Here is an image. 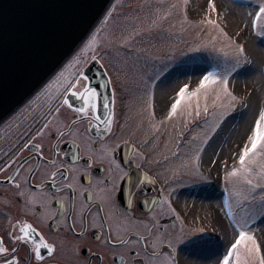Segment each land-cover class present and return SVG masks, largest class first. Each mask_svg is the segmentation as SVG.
<instances>
[{"label": "flooded vegetation", "instance_id": "af4514ba", "mask_svg": "<svg viewBox=\"0 0 264 264\" xmlns=\"http://www.w3.org/2000/svg\"><path fill=\"white\" fill-rule=\"evenodd\" d=\"M74 53L0 122V232L20 220L31 224L56 247L52 257L41 249L43 264H165L170 241L175 245L182 230L202 228L197 208L203 200L191 193L189 170L174 167L181 153L155 140L158 120L132 118L143 112L136 107L141 98L159 96V81L167 92L175 79L146 65L115 78L107 52ZM81 72L90 86L111 80L97 89L102 118L103 97L116 89L110 132L62 102L67 97L73 109L82 106L71 96L75 89L66 91ZM123 172L133 181L147 175L148 182L139 190L121 179ZM176 247L179 264L207 258Z\"/></svg>", "mask_w": 264, "mask_h": 264}, {"label": "rangeland", "instance_id": "374dc122", "mask_svg": "<svg viewBox=\"0 0 264 264\" xmlns=\"http://www.w3.org/2000/svg\"><path fill=\"white\" fill-rule=\"evenodd\" d=\"M213 2L217 11L209 14L202 9L204 0H190L185 17L184 0H114L76 52H107V68L115 78L143 65L164 68L165 75L170 73L174 85L165 92L166 82L159 81V96L150 102L146 95L141 98L136 107L138 113L141 108L143 112L132 119L158 120L155 140L158 138L165 151L175 147L181 153L172 161L176 169L189 163L200 148L204 149L200 153V175H193L190 170L188 173L192 195L206 199L197 208L202 228L210 235L226 237L220 245L223 252L227 241L233 238L232 221L224 206L227 200L237 220L248 221L249 235L262 245L260 255L264 256V216L259 214L264 191L253 187L264 185V148L258 147L255 153H250L244 166L239 163L243 146L250 147L248 137L255 129L259 112L264 110V38L255 36L247 27L246 15L257 10L259 0ZM208 19L219 27L208 24ZM220 29L227 32V38ZM235 44L245 47L243 67L229 78V91L236 100L225 96L219 85L199 89L202 73L222 71L233 62L218 56L213 49H224L229 57H235ZM196 48L200 51H194ZM245 60L250 63L245 64ZM184 83L189 84L188 94L173 115L165 103L179 99L178 87ZM209 136L211 140L205 143ZM209 160H223L226 164L212 166ZM232 170L237 171L234 177L227 175ZM241 253L242 259L247 256L244 249ZM247 258L252 264L254 257ZM211 261L214 264V256Z\"/></svg>", "mask_w": 264, "mask_h": 264}, {"label": "snow or ice", "instance_id": "6c2138e0", "mask_svg": "<svg viewBox=\"0 0 264 264\" xmlns=\"http://www.w3.org/2000/svg\"><path fill=\"white\" fill-rule=\"evenodd\" d=\"M190 0H184L185 5V17L188 15V6ZM202 9L205 12L211 14L212 12L217 11V5L213 0H204V5ZM248 24L247 27L252 31L255 36L264 38V0H259L257 10L247 12ZM208 24L213 25L214 27H219V25L208 19L206 21ZM221 35L228 37L227 32L223 29H220ZM127 42V41H126ZM214 43V42H213ZM236 56L229 57V53L224 49L213 50L224 58L232 59V64L230 67H224L222 71H207V74L202 73V79L198 80L199 89H207L209 85H219L220 91L232 101L236 100V96L229 91L230 77L236 71H238L243 64H241V58L245 52V47L242 44H235ZM194 51H200L199 48L194 49ZM95 59V57H93ZM245 64L250 63V61L245 60ZM219 67V65H217ZM80 79L75 80L72 84L68 86L67 90L75 89L71 91V96L77 100L82 101V106L79 108L73 109L67 99V97H62V102L64 105H67L69 109H72L77 115L81 116L83 119H88L91 124L93 120L98 121L104 125L103 131H111L114 123L115 113L112 106L116 102V89L113 88L111 97H103V108L105 110V116L102 118L98 113L100 106V97L101 93L98 92V88H106L111 84V80L106 81L103 84H98L96 86H90L87 81L88 77L84 73H79ZM175 91V90H174ZM189 84L184 83L182 87H178L177 95L179 99H176L175 102L167 101L165 103V108L167 109L170 106L171 114L175 115L177 108L181 100L188 94ZM192 95H196V92H192ZM146 103H149L146 101ZM207 110V109H205ZM199 115V112H197ZM76 121L73 120L72 124L69 127H74ZM47 127V126H46ZM219 127V125H217ZM65 133L61 132L59 138H63ZM211 136L205 140L207 143L211 140ZM250 141V147L248 144L243 146L242 153L239 156V163L241 166H244L246 158L249 157L250 153H255L258 147L264 148V110L259 112V118L255 121V129L251 136L248 137ZM38 147V146H37ZM105 151H108L106 148ZM111 151L114 152L115 148H111ZM204 151L203 148H200L198 152L191 158L189 163H185L182 166L185 169L192 171L193 175H200L199 169L201 167V155ZM175 155V153H174ZM209 165L215 166L220 163L226 164V161L223 160H209ZM119 167V165H116ZM228 176H236L237 171L232 170L227 173ZM122 180L128 182L129 184H134L135 187L139 190H142L143 186L148 182L147 175H142L137 177L133 181L132 177L128 172H123L121 177ZM246 183L251 185V180H246ZM19 188V185H16ZM253 187H260L264 191V185H256ZM114 191V189H113ZM23 196L24 193H21ZM106 196L111 200L112 193L106 192ZM224 206L227 207V216L232 221L233 228V238L228 240L224 246V251H220L221 241L225 240L226 237H216L215 235H210L205 232L203 228L192 229L185 233L183 230L181 235L175 238V245L170 241L167 245L168 251L165 264H179V261L176 259L174 253L177 251L178 245L186 246L188 252H190L195 257L207 256L206 259H194L189 262V264H212L211 258L214 256V264H249L247 257H254L252 264H264V256L260 255L262 245L257 243L256 238L253 235H249V225L246 219L237 220L235 217L232 207L228 204V201H224ZM260 215L264 216V195L260 197ZM36 230L32 227L31 224L20 220L16 223L11 224L10 229H5L0 232V264H33V261L36 264H43L44 256L41 253V249H45L49 257H52L56 252V247L54 244L47 242L43 236H40L39 233H36ZM123 243V241H121ZM155 247V245H154ZM21 249L24 250V255H20ZM241 249L245 250L247 256L242 259ZM155 255V253H153Z\"/></svg>", "mask_w": 264, "mask_h": 264}, {"label": "water", "instance_id": "95a60500", "mask_svg": "<svg viewBox=\"0 0 264 264\" xmlns=\"http://www.w3.org/2000/svg\"><path fill=\"white\" fill-rule=\"evenodd\" d=\"M112 1L0 0V122L64 62Z\"/></svg>", "mask_w": 264, "mask_h": 264}, {"label": "bare ground", "instance_id": "6f19581e", "mask_svg": "<svg viewBox=\"0 0 264 264\" xmlns=\"http://www.w3.org/2000/svg\"><path fill=\"white\" fill-rule=\"evenodd\" d=\"M213 197H214V196H213ZM201 198H202V197H201ZM205 198H206V197H205ZM202 200H203V202L206 201V199H203V198H202Z\"/></svg>", "mask_w": 264, "mask_h": 264}]
</instances>
